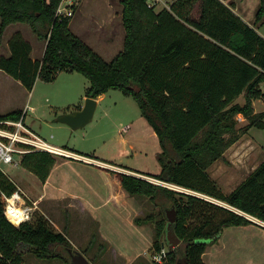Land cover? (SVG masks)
<instances>
[{"label":"trees","instance_id":"trees-1","mask_svg":"<svg viewBox=\"0 0 264 264\" xmlns=\"http://www.w3.org/2000/svg\"><path fill=\"white\" fill-rule=\"evenodd\" d=\"M62 1L0 0V40L14 22H27L47 40L43 57L34 58L31 41L21 30L15 31L9 39L10 53L0 57V68L30 91L38 78L54 80L67 70L86 75L87 96L97 98L110 89L133 96L161 144L160 171H136L231 206L118 171L128 192L159 206L135 221L154 224L150 250L162 251L167 210L174 206V227L182 241L167 249L163 262L154 264H178L184 256L188 264H206L208 245L217 242L226 227L254 223L247 214L264 220V159L229 193L209 172L242 133L253 126L264 129V110L254 107V100H264V36L223 0H173L159 11L148 0H121L124 47L107 60L73 32V15L58 12ZM256 21H264V0ZM243 93L246 100L241 104L236 99ZM81 107L70 105L63 112ZM22 113L13 110L0 119H18ZM239 113L249 120L247 126L237 128ZM55 162L56 155L45 150L27 152L21 159L42 181ZM17 189L0 168V264H24L27 254L74 264L69 251L74 246L66 229L59 230L41 211L18 225L7 218L5 194Z\"/></svg>","mask_w":264,"mask_h":264},{"label":"rangeland","instance_id":"rangeland-1","mask_svg":"<svg viewBox=\"0 0 264 264\" xmlns=\"http://www.w3.org/2000/svg\"><path fill=\"white\" fill-rule=\"evenodd\" d=\"M67 2L75 4L72 9L71 21L73 32L90 44L105 59H112L122 49L125 36L122 20L123 4H120V0H65V3L63 2V7L65 5L67 7L65 9H71ZM109 29L114 30V32L107 34ZM17 30H21L24 36L33 42L35 49L32 55L41 57L47 40L39 38L27 22H14L6 27L0 40V57L10 53L9 39ZM261 30L264 32V24L261 26ZM89 83L86 75L79 71L62 70L54 80L48 81L38 78L31 90L34 94L32 96V93L29 95L30 90L21 81L0 68V112L18 108L24 110L26 104L29 103L34 109H29L25 119L26 124L50 143L61 147L74 145L85 147L89 151L94 150L103 156L129 163L136 170L155 174L159 170L160 164L157 154L154 152V140L147 131L143 130L142 125L136 121L132 129L123 132V134L114 133L118 127L129 123L131 118L135 116L128 110L135 109L141 114L140 107L133 96L126 95L120 89H112L106 93L97 107L93 119L85 126L73 128L67 123L58 121L63 107L82 97ZM262 87L264 89V85ZM245 100V94H241L236 99L241 104H244ZM258 100L256 104L260 111L264 109V100ZM143 120L145 121V119ZM237 120V128L247 126L249 123V120L242 113L237 115ZM146 124L151 129L147 122ZM119 136L127 138L128 144L134 145L135 149H124L125 147L128 148V145L120 144L118 142ZM154 138L159 145L156 135ZM17 158L20 159V156ZM263 159L264 129L253 126L247 132L242 133L239 140L228 150L226 159H220L212 165L210 173L224 191L230 192ZM131 160H133L132 163H130ZM14 163L3 164L5 168L9 169L12 167L9 164L13 165ZM16 172L22 175L26 183H30L32 179L30 175L21 171L19 167L16 168ZM141 199L144 207L141 215L150 210H159V206L148 198L141 197ZM236 209L242 212L240 209ZM78 220L81 225H84V229L83 226L78 227ZM78 220L72 217V225L70 226L72 230H69L68 233L74 241V250L86 252V255L95 261V264H120L122 259L117 257L112 249L107 248L106 244L104 245L103 256L97 255L101 251L102 240L97 234L96 224L88 218ZM57 221L62 225L71 224L69 219L60 218ZM148 224L154 228V224ZM250 236L248 232H239L238 229L230 230L223 240H220V242L222 241L221 244H218L219 242L216 245L212 244L210 249L213 254L215 252L216 264H249L247 257L251 252L254 254V249L251 248L252 240L248 239ZM236 241L242 242L241 246L237 244L238 248L235 245ZM89 243H91L90 246ZM87 246L88 249L84 250ZM166 248L168 249V245ZM153 254V251L149 250L147 259L149 264L155 263ZM208 256H206V260H208ZM45 263L67 264L60 259L47 262L46 259H40L33 254L25 256L24 264Z\"/></svg>","mask_w":264,"mask_h":264},{"label":"crops","instance_id":"crops-1","mask_svg":"<svg viewBox=\"0 0 264 264\" xmlns=\"http://www.w3.org/2000/svg\"><path fill=\"white\" fill-rule=\"evenodd\" d=\"M172 1L173 0H163L157 3L156 10L159 11L164 7L169 8ZM223 1L226 4L230 5L235 12L242 16L248 23L253 25L264 36V32L261 30V26H263L264 21H256V14L260 7L261 0ZM120 4L122 5L121 0ZM109 32L112 33L114 32V30L109 29L107 31V34H109ZM31 43L34 46L33 42ZM123 47L124 43L122 45V49ZM34 49L35 48H33V50ZM45 49L40 55L41 57H43ZM33 57L41 58L35 55H33ZM107 92L101 94L96 98L98 101L97 107L100 105L101 100L104 99ZM31 93L32 92L30 91L29 95H31ZM33 95L34 94L32 93V96ZM86 97L87 95L85 92L83 93L82 97H79L77 101L71 102L65 107L70 105L75 106L77 104H81V106H83ZM256 101L257 99L254 101V107H256V111H259ZM258 101H260V99ZM25 108H28V111L29 109H34V107L29 103L26 104ZM11 111L13 110L0 112V115L6 114ZM130 111L134 113L135 116L131 118L129 123L125 124L122 127H118L114 133H116L117 135H121L123 134V132L132 129L133 124L138 121V123L142 125L143 130L147 131L153 138V148L155 149L154 152H156L157 154L161 149V144L153 126L149 123L146 117L142 115V113L139 114V112L135 109L128 110V112ZM64 113L66 112H63L62 110L61 114ZM143 119H145V121L150 125L151 129L149 128V126H147L146 122ZM155 135L158 138L159 145L154 138ZM118 142L123 145H128V148L125 147L124 149H135L134 145L130 146V144H128V139L125 137L119 136ZM235 143H233L225 151L223 157L220 159H226L228 150L231 149ZM63 148L70 150L76 155H60L62 157L56 156L55 165L52 168L51 173L46 181H42L35 172L25 168L20 162L21 159H19V161L15 162L13 165L9 164L10 166H12L9 169L5 168L4 164L1 165V168L16 183L18 188H21V192L23 193L26 202L29 204L36 203V210H39L43 214H45L59 230L66 229V232L68 234L69 230H72L70 229V226L72 225V217L77 220L88 218L93 221L97 226V234L102 240V244L100 245L101 251H99L97 255L103 256L104 245L106 244L108 246L107 248L112 249L115 255L117 257L119 256L122 259V262L120 264H149L147 259L149 257V250L154 240V228L148 223L139 224L135 221V218L138 215L142 214L144 211L142 199L141 197L132 195L130 192H128L120 181V178L116 174V172L118 171H136V169L133 168L129 163H124L120 160L103 156L100 153L98 154L94 150L89 151L85 147H77V145H74ZM99 161H104L107 163L109 162V164L115 167L104 165ZM132 162L133 160L130 161V163ZM260 163L255 165L254 169L257 168ZM212 165L209 167V172ZM17 167H19L24 173L30 175V178L32 179L29 184L26 183L25 180H23V177L19 172H16ZM160 168L161 167H159V170L156 173L160 171ZM218 201L223 202L221 200ZM60 218L71 220V224L69 225L65 223L64 225H62L57 221ZM78 225L79 228L80 226H83L82 228L84 229V225H81L79 220ZM235 229H238L239 232H248L251 235L248 239H250V241L252 240L251 248L254 249V254L253 252H251L248 255L247 258L249 260V264H264V224L256 220H254V223L232 225L226 227L219 240L212 244L216 245L218 242V244H221L222 241L220 242V240H223L227 232ZM69 238L72 243H74L70 236ZM212 244L208 245L207 250L203 255L206 264H216L217 262L215 252L213 254L212 250L210 249ZM237 244L241 246L242 242L236 241V247L238 246ZM88 245L90 246L91 243H89ZM206 256H208V260H206ZM90 260L92 264H95V261H93L92 259ZM48 261L49 260H47V262Z\"/></svg>","mask_w":264,"mask_h":264},{"label":"built area","instance_id":"built-area-1","mask_svg":"<svg viewBox=\"0 0 264 264\" xmlns=\"http://www.w3.org/2000/svg\"><path fill=\"white\" fill-rule=\"evenodd\" d=\"M161 1L163 0H148V3L150 5L156 6L157 3ZM63 2L65 3V0L62 1L58 9V12L73 15L72 9L74 8L75 4L72 2H67L70 4L71 9H65L66 5L65 7H63L64 6ZM27 112H28V108H25L22 115L18 119H0V168L3 163L18 162L19 159L17 158V156H20V159H22L25 153L34 150H45L53 153L54 155H63V156L76 155L75 153L71 152L66 148L50 143L47 139L43 138L41 135L35 132L31 127H29L25 122ZM99 162L107 166L115 167L104 161H99ZM126 173L144 177L153 182L164 184L178 190L197 193L201 196L210 198L202 193L195 192L189 188H185L170 182H166L158 178H155L154 176L152 177L138 171L126 170ZM5 196L7 199L5 214L12 223L18 225L21 222L28 220L32 217L34 211L36 210L37 204L27 203L26 200L24 199L23 193L21 192V188L15 190L11 195L5 194ZM210 199L218 202V199H214V198H210ZM227 205L229 204L227 203ZM11 207L15 208V211L11 210ZM229 207L231 206L229 205ZM234 209L237 210L236 208ZM247 215L250 218L264 224V220L249 214ZM166 253H167V248L163 246L162 251H158L154 253L153 255L154 261L159 263L163 262Z\"/></svg>","mask_w":264,"mask_h":264},{"label":"water","instance_id":"water-1","mask_svg":"<svg viewBox=\"0 0 264 264\" xmlns=\"http://www.w3.org/2000/svg\"><path fill=\"white\" fill-rule=\"evenodd\" d=\"M97 105H98V101L95 97L87 96L85 99V103L80 109L61 114L58 117V121L67 123L73 128L85 126L93 119ZM223 202H219V203L229 207L227 203H223ZM263 208H264V204H263ZM167 217L169 222L167 225L166 239L163 242V246L166 247L168 245V248L174 249L182 241L174 227L175 222L177 220V210L174 206L167 210ZM69 251L71 252L72 261L74 264H92L91 260L84 252L73 250L72 248H69ZM178 264H188L187 257L184 256L180 258L178 260Z\"/></svg>","mask_w":264,"mask_h":264},{"label":"bare ground","instance_id":"bare-ground-1","mask_svg":"<svg viewBox=\"0 0 264 264\" xmlns=\"http://www.w3.org/2000/svg\"><path fill=\"white\" fill-rule=\"evenodd\" d=\"M11 210L15 211V208L11 207Z\"/></svg>","mask_w":264,"mask_h":264}]
</instances>
